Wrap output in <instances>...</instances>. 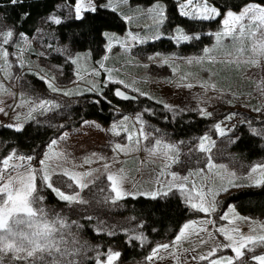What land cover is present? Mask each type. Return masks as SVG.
Instances as JSON below:
<instances>
[{
  "label": "rangeland",
  "instance_id": "1",
  "mask_svg": "<svg viewBox=\"0 0 264 264\" xmlns=\"http://www.w3.org/2000/svg\"><path fill=\"white\" fill-rule=\"evenodd\" d=\"M176 1L179 5L186 3V0ZM212 1L207 0L209 7L215 6ZM77 2H62L54 13L40 20L32 37L20 33L0 14V109H3L0 127L12 125L11 128L23 129L35 122L48 125L56 132L47 143L30 153L16 146L5 150V143L0 139V161L15 154L9 165L18 167L15 172L9 167L8 172L13 176L17 172L25 176L28 172L35 174L34 195L42 199L34 207L42 208L49 221L63 224V227L57 224V237L63 236L61 247L69 253L64 264L89 261L107 264L109 252L121 253L117 245H104L88 238L87 227L95 233L127 234V241H141L143 221L123 213L122 199L140 193L150 197L147 195L150 192H157V197H181L189 207L190 217L184 224L189 227L184 229L183 225L184 236L179 241L176 237L181 230L174 239L158 243L154 249L164 244L169 247L159 248L154 256L153 250L148 256L127 262H121L119 256L113 264H211L213 260L223 261L228 257L234 258V264H258L252 257L264 254V245L249 251L253 247L249 244L241 249L243 255L237 259L231 247H224L232 242L218 231L225 229L234 240H239L241 235H264V217L244 215L233 200H228L240 188L230 187V180L241 187L256 186L249 176L259 178L261 169L255 173L252 169L264 166V155L247 159L234 148L241 125L259 136L264 148V63L259 66L245 63L252 58L248 50L252 41L244 39L243 54L237 51L241 45L231 37L217 41L216 34L225 28V17L217 16L213 19L220 18L219 24L204 31L212 36V41L205 43L199 52L195 48L188 50L181 44L189 40L178 37L181 33L189 37L190 34L181 25L170 22L165 0L153 3L82 0L85 6L90 2L94 7L118 10L128 26L122 32L105 31L104 52L96 55L91 49L78 51L63 42L53 29L57 19L76 18ZM196 3L193 0V5L186 9L190 18ZM157 5L165 11L161 24L148 11ZM243 7L232 11L239 14ZM242 23L246 30H256L257 22L246 18ZM8 31L13 35L4 45L3 34ZM162 38L172 40L173 46L169 47L168 41L163 44L166 47L152 44ZM5 50L6 58L2 55ZM54 54L62 56L61 63L52 59ZM32 75L40 82L32 83ZM103 84H113L133 95L158 101L171 111L174 119L191 120V116L185 115L193 112L205 116L210 119V126L201 134L183 136L146 119L143 111L132 113L121 109L108 124L91 118L66 126L72 119L73 103L85 93L99 92ZM117 145L121 147L118 149ZM202 145L206 150H201ZM65 170L78 177L91 173L80 178L87 187L81 189L75 181L62 175ZM45 173L51 176L53 187L66 195L77 196L83 203L62 200L56 193L46 201V193L51 189L42 179ZM172 174L177 179L173 180ZM109 175L118 177L121 191L129 194L116 199ZM181 184L183 190L179 187ZM222 186L229 190L219 191ZM197 192L203 195L204 206L213 205L214 211L205 213L192 207L201 203ZM213 249L215 254L209 255ZM149 256L153 258L147 259ZM201 256L207 259L201 260ZM3 264L26 262L16 261L8 253L3 257Z\"/></svg>",
  "mask_w": 264,
  "mask_h": 264
},
{
  "label": "trees",
  "instance_id": "2",
  "mask_svg": "<svg viewBox=\"0 0 264 264\" xmlns=\"http://www.w3.org/2000/svg\"><path fill=\"white\" fill-rule=\"evenodd\" d=\"M134 2L153 3L157 0H131ZM172 24L181 25L190 34L188 43L181 46L186 49L195 48L198 52L205 43L212 41L210 34H205L206 29L216 27L220 18L213 20H200L183 16L179 12L176 0H165ZM249 1L264 3V0H213V4L221 11L238 10ZM75 4L76 0H20L11 3V0H0V14L3 19L12 24L20 33L32 37L40 25V20L54 13L62 3ZM111 7L97 6L96 11H83L80 19L75 17L64 18L61 23L55 24L53 29L59 38L71 48L78 51L93 50L97 55L105 50V36L107 30L124 31L127 20L122 13ZM173 46V41L160 39L152 44L164 46V42ZM166 47V45L164 46ZM52 59L61 63V55L54 54ZM71 64V63H69ZM68 64V65H69ZM67 65V67H68ZM70 67V66H69ZM232 81V80H231ZM32 83L40 82L32 75ZM233 82V81H232ZM116 85L103 84L99 92L83 94L71 107L72 119L69 124L78 125L84 119L95 118L108 124L116 116L119 109L125 112L143 111L146 119L169 128L179 135L189 136L201 134L210 126V119L196 113L193 119L184 120L180 117L173 118L171 111L162 103L147 96H138L122 99L116 95ZM239 137L234 148L247 159L264 155L262 139L241 125L238 127ZM56 132L48 125L28 123L21 131L7 126L0 127V139L5 143L4 149L18 147L23 152H33L41 145L47 143ZM52 190L46 193V201L55 197ZM228 200L235 202L238 211L244 215L264 217V186H245L238 188L229 195ZM123 213L137 216L143 221V238L141 241H127V234L108 235L95 233L90 227L85 229V234L91 240L104 245H117L121 249L120 261L127 262L148 256L156 245L162 241L174 239L180 232L185 222L190 217L189 207L176 195L156 197L155 199L143 195L127 196L122 199ZM86 264H94L92 261Z\"/></svg>",
  "mask_w": 264,
  "mask_h": 264
},
{
  "label": "snow or ice",
  "instance_id": "3",
  "mask_svg": "<svg viewBox=\"0 0 264 264\" xmlns=\"http://www.w3.org/2000/svg\"><path fill=\"white\" fill-rule=\"evenodd\" d=\"M20 2V0H11V3L15 4ZM193 5V0H186L181 2L180 14L183 16H189L188 9ZM82 11H96V7L91 6L89 2L88 6H85L82 0H78L75 6V16L77 19L81 18ZM115 11V9H113ZM150 13H153L154 20L157 24L163 23L165 19L164 8L160 5H157L154 8L148 10ZM192 16L194 19L200 20H209L217 16H224L223 24L225 26L222 33H217V41H220L224 37H231V39L241 45L237 49L241 54L244 53L245 48L243 47L244 39L248 38L252 41L250 49L252 53V58L245 61V63L253 64L259 66L261 63H264V3H249L243 7L239 14L234 13L232 10L220 11L217 7H209L207 0H197L196 6L192 9ZM249 19L256 23V30H246L245 25L242 23L245 19ZM55 23H61L60 20H55ZM13 33L8 31L3 34L2 43L7 45L12 37ZM157 39L160 37L157 36ZM136 39V37H132ZM178 39H183L185 41L189 40L188 35H181ZM2 55L6 58L8 52L5 50ZM233 63L236 61H228ZM75 63V61H73ZM51 87V84L49 85ZM191 87V85H189ZM55 90V89H54ZM116 95L122 96L124 99H128L126 95L121 93L119 90L116 92ZM259 110V109H257ZM3 109H0L2 112ZM210 115V114H208ZM7 127L11 128L12 125ZM217 129H220V126H216ZM16 131H21V127L17 126ZM221 134L223 135V131ZM52 144H55L56 141H52ZM118 149L120 145L116 146ZM201 150H206L201 146ZM15 154L12 156L3 158L0 163L3 165V170L0 171V264H3L4 255L11 253L12 258L16 261L26 262V264H64V258L69 255V253L64 250L61 245L63 243V236L57 237L59 228L57 224H60L63 227L62 222L60 221H49L46 218L44 210L42 208H35L34 204L42 199V197H37L35 193V174L33 172H28V174L21 175L17 172L13 176L8 172L9 167L12 168V171H16L17 165H9V160L13 159ZM17 159L23 160L24 157H16ZM31 159V157H28ZM44 161H41L43 164ZM108 165H105L107 169ZM211 167V165H209ZM261 169V174L259 178L253 179L249 176L250 180H253V183L256 186H264V166H256L252 169V173L257 172V169ZM122 171V170H121ZM7 173V177L5 176ZM62 175L68 177L69 179L75 181L81 189L87 187L86 183H81L80 178L91 175V173H82L77 174L69 173L68 171H63ZM163 174V173H161ZM173 175V180L177 179L175 174ZM42 179L46 182V185L49 189L55 192L62 200L69 202H80L77 199V196L66 195L64 192L53 187L51 182V176L47 173L43 174ZM108 179L112 181V191L115 193V198L120 199L124 195L129 193H124L121 191L119 184V178L114 175H109ZM185 181L188 180V177L183 178ZM230 187H241L242 185L235 184L232 180L228 182ZM180 189H184V185H179ZM195 188V185H193ZM170 190V189H169ZM229 187L222 186L219 191L227 192ZM157 192L147 193L151 198L155 199L157 197ZM167 195V193H163ZM219 194V192L214 195ZM140 195H145V193H140ZM200 197L201 203L199 205L193 204V208H198L199 211L209 213L214 211L215 208L213 205L205 207L203 203V195L200 192L196 193ZM115 202V200L113 201ZM226 218V217H222ZM189 225H184V229H187ZM219 232L223 233L225 239L231 241V244L224 245V247H231L232 251L235 253V258H239L243 255L241 249L247 247L249 244L253 245L252 248H249V251H254L255 246L264 245V235L260 236H243L239 240H234V238L227 233L223 228L218 229ZM234 231H239L238 229ZM255 231V229H252ZM184 236V230L182 229L180 235L176 237V241H179L181 237ZM237 245V246H234ZM169 245L164 244L158 246V248L153 249V256L158 252L159 248L167 249ZM215 249L211 250L209 255H214ZM120 256L119 252H109L107 255V264H113V261L118 259ZM153 256H149L147 259L151 260ZM201 260L207 259V256H201ZM252 259L257 261L258 264H264V254L253 256ZM71 264V262H68ZM101 264V262H97ZM211 264H234V258L228 257L223 258V261L220 259L211 261Z\"/></svg>",
  "mask_w": 264,
  "mask_h": 264
},
{
  "label": "water",
  "instance_id": "4",
  "mask_svg": "<svg viewBox=\"0 0 264 264\" xmlns=\"http://www.w3.org/2000/svg\"><path fill=\"white\" fill-rule=\"evenodd\" d=\"M118 90H119L121 93H123L124 95H126V96L128 97V99L134 97L133 94H131V93H129V92H127V91H125L124 89H121V88H117L115 92H117ZM117 96H118V95H117ZM118 97L124 99L122 96H118Z\"/></svg>",
  "mask_w": 264,
  "mask_h": 264
}]
</instances>
